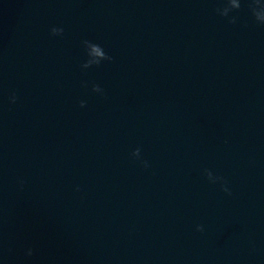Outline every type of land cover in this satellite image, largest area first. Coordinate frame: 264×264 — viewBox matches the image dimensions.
<instances>
[{"label":"water","instance_id":"obj_1","mask_svg":"<svg viewBox=\"0 0 264 264\" xmlns=\"http://www.w3.org/2000/svg\"><path fill=\"white\" fill-rule=\"evenodd\" d=\"M262 6L0 0V264H264Z\"/></svg>","mask_w":264,"mask_h":264},{"label":"clouds","instance_id":"obj_2","mask_svg":"<svg viewBox=\"0 0 264 264\" xmlns=\"http://www.w3.org/2000/svg\"><path fill=\"white\" fill-rule=\"evenodd\" d=\"M256 2L258 4L261 3V0H256ZM230 3L233 7H239V0H230ZM254 15L256 17V20L257 22L259 23H262L264 24V6H262L260 9H254ZM52 32L55 34V33H59V32H62V29H59V28H52ZM97 91H100L99 89H97ZM9 101L11 103H15L16 102V95L15 93H12L10 96H9ZM209 176H211V173H209ZM225 192H230V189L228 187H225ZM197 230L198 231H203V226L202 225H198L197 226ZM28 255H31L32 254V249L29 248L28 249V252H27Z\"/></svg>","mask_w":264,"mask_h":264}]
</instances>
